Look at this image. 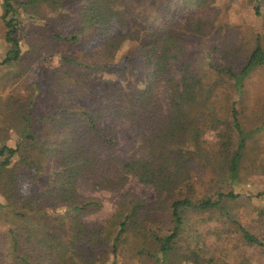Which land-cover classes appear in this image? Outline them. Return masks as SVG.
I'll list each match as a JSON object with an SVG mask.
<instances>
[{"label":"trees","instance_id":"1","mask_svg":"<svg viewBox=\"0 0 264 264\" xmlns=\"http://www.w3.org/2000/svg\"><path fill=\"white\" fill-rule=\"evenodd\" d=\"M221 1L3 0L13 48L0 66L19 76L25 56L56 61L43 94L32 78L30 95L8 96L1 109L23 131L13 145L0 136V210L16 218L0 264H252L247 251L260 243L252 228L264 226V204L242 218L229 203L241 197L230 186L242 180L246 81L264 69V45L257 34L245 52L211 56L216 78L187 46L210 33L222 5L239 3ZM245 2L263 16L264 0ZM190 8L199 14L179 20ZM23 22L29 33L18 39ZM119 122L130 136L123 155ZM202 172L207 181L197 185ZM42 176L47 184L28 191ZM130 179L153 199L123 192L101 222H87L103 204L81 189L119 192Z\"/></svg>","mask_w":264,"mask_h":264},{"label":"rangeland","instance_id":"2","mask_svg":"<svg viewBox=\"0 0 264 264\" xmlns=\"http://www.w3.org/2000/svg\"><path fill=\"white\" fill-rule=\"evenodd\" d=\"M241 2V3H240ZM3 0H0V15L2 12ZM227 0H222L221 4H226ZM221 11L215 17V26L210 33L203 38L188 40L187 46L191 61L198 66L202 71L206 72L213 78L214 73L208 70L207 62L212 56L220 61L223 54L228 53L230 48H239L240 52H245L246 48H252L255 43V36L258 34L264 45V12L263 16L253 14L250 6H246L245 0H239V3L232 2L230 9L225 10L222 5ZM264 10V6H263ZM199 11L193 8L187 9L179 16V20H186L198 15ZM28 24L23 22L18 26V32L15 36L22 39L27 35ZM13 48V45L5 40V29L0 18V60L6 55L7 51ZM131 48V47H129ZM76 49V48H75ZM67 50L73 51V47H67ZM236 52L230 51V55L235 56ZM48 55L37 53L30 58L25 56L22 60V69L20 75H15L14 66H0V136L7 141L9 145L14 144V139L23 131V124H12L8 120L5 121L1 109L7 101V97L26 98L30 95V90L27 88L28 80L32 78L36 82H40V94H43L50 86L51 78L48 72V66L56 61V58L47 59ZM47 59V60H45ZM134 78V77H133ZM248 94H244L248 108L245 114L241 117L245 120V126L251 132V136L247 139L246 148L242 153V180L234 182L230 187L235 193H240L241 197L229 204L232 209L236 210L238 217L254 216L257 213V208L264 204V195L257 196L258 192L264 190V128L260 124L264 121V69L256 70L246 81ZM9 101V99H8ZM161 105L166 106L164 99H161ZM239 105V104H238ZM241 108V107H240ZM9 122V123H7ZM259 124V128H258ZM119 128V146L118 154H125L130 151L127 147L126 139L129 138L127 125L118 123ZM262 128V129H261ZM214 133L208 132L206 137L212 139ZM19 171L25 176L28 170L20 168ZM208 174L200 173L194 176L197 185L207 181ZM47 176L38 177L26 185L28 191H33L41 185H46L48 182ZM225 187V188H230ZM223 187V191H225ZM84 194H92L98 196L102 201V208L90 215L87 222L99 223L109 215L113 209L117 197L123 193H135L147 199H153L154 194L149 187L139 183L135 179L125 185L119 192H90L85 188L81 189ZM1 202L4 201L0 198ZM156 219H163V215H152ZM255 219H257L255 217ZM16 218L12 214H7L0 210V252L2 254H10V237L8 230L15 224ZM253 232H257L260 243L253 244L247 254L252 264H264V226H253ZM9 259L11 258L8 257Z\"/></svg>","mask_w":264,"mask_h":264}]
</instances>
